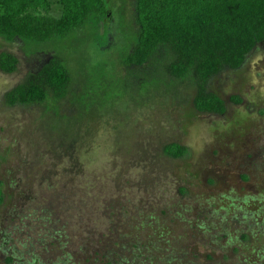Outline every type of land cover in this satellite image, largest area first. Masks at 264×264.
I'll list each match as a JSON object with an SVG mask.
<instances>
[{"label": "rangeland", "instance_id": "374dc122", "mask_svg": "<svg viewBox=\"0 0 264 264\" xmlns=\"http://www.w3.org/2000/svg\"><path fill=\"white\" fill-rule=\"evenodd\" d=\"M106 4L65 38H0L19 61L0 71V264H264V42L210 81L226 114H204L190 80L137 87L122 63L135 0ZM55 55L68 96L7 105ZM170 143L188 155L168 157Z\"/></svg>", "mask_w": 264, "mask_h": 264}, {"label": "trees", "instance_id": "16d2710c", "mask_svg": "<svg viewBox=\"0 0 264 264\" xmlns=\"http://www.w3.org/2000/svg\"><path fill=\"white\" fill-rule=\"evenodd\" d=\"M106 0H0V38L43 44L65 38L94 19L108 16ZM57 14V16L53 15ZM134 40L122 63L143 82L158 72L178 81L190 80L196 88L193 106L200 113L224 115L225 101L209 91L212 79L225 70L240 69L247 56L264 42V0H135ZM18 58L0 52V71L13 74ZM72 74L55 55L36 73L5 95L9 106L41 104L51 96L61 101L69 94ZM231 101L241 103L237 96ZM172 159L188 155L178 143L164 147ZM5 194L0 182V206Z\"/></svg>", "mask_w": 264, "mask_h": 264}, {"label": "flooded vegetation", "instance_id": "af4514ba", "mask_svg": "<svg viewBox=\"0 0 264 264\" xmlns=\"http://www.w3.org/2000/svg\"><path fill=\"white\" fill-rule=\"evenodd\" d=\"M49 60H50V59H49ZM49 60L45 61L44 63L48 62ZM44 63H43V64H44ZM43 64H42V65H43ZM42 65H41V66H42ZM41 66H40V67H41ZM40 67H39V68H40ZM38 70H39V69H38ZM38 70H37V71H38ZM37 71H36V72H37ZM36 72H35V73H36Z\"/></svg>", "mask_w": 264, "mask_h": 264}]
</instances>
